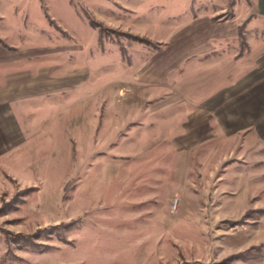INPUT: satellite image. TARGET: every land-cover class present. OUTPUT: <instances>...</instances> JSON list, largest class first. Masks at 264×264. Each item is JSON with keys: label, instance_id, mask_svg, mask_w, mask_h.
Here are the masks:
<instances>
[{"label": "rangeland", "instance_id": "1", "mask_svg": "<svg viewBox=\"0 0 264 264\" xmlns=\"http://www.w3.org/2000/svg\"><path fill=\"white\" fill-rule=\"evenodd\" d=\"M43 1H0V264H264V137L202 110L251 53L187 42L212 2Z\"/></svg>", "mask_w": 264, "mask_h": 264}, {"label": "crops", "instance_id": "2", "mask_svg": "<svg viewBox=\"0 0 264 264\" xmlns=\"http://www.w3.org/2000/svg\"><path fill=\"white\" fill-rule=\"evenodd\" d=\"M25 1L27 2L28 0ZM65 1L67 2L68 0ZM202 1H210L212 3L208 4L207 11H200L201 15L198 14L197 20H195L196 16H192V21H189L190 23L186 26V33L188 32L197 37L208 35V38H204L202 43L200 45L197 44L196 47L191 48L189 45L190 53L197 52L199 50L198 46L208 48L211 42L207 40L212 38V40L218 39L225 43H235L238 49L247 54L251 53L250 57L252 58V63L245 70L238 71L235 75L236 77L234 76V79L227 86L221 88L207 99L206 106L202 110L207 114L216 113L223 124L222 131L227 132V134H231L236 130L245 128L250 130L255 127L260 132L259 134L264 137V0ZM39 4L42 9L44 7L45 10L43 11L48 14L47 6L43 5L46 3L43 0H39ZM130 9L132 11L136 10V8ZM214 18L216 19L214 20ZM0 40L2 41L0 42V52L11 50L12 46L3 41L1 36ZM188 41L190 44L189 35ZM223 50L226 49L224 48ZM241 54L239 52L234 58L239 57ZM183 57L186 58L188 56L184 54ZM179 58L181 59V57ZM151 67L153 69L148 71L149 74L151 72L148 79L159 83L158 81L161 80L163 75L162 65L154 64ZM57 83L53 82L50 84L47 81L45 90ZM0 115H2L1 110ZM2 125L3 121H0V127ZM3 127L6 133L2 132L0 134L1 142L6 141L5 139L11 141L13 132L5 124ZM24 140V136L17 133L12 145L16 144L18 146Z\"/></svg>", "mask_w": 264, "mask_h": 264}]
</instances>
